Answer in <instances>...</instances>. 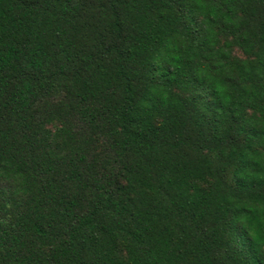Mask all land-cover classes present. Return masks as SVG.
Listing matches in <instances>:
<instances>
[{"label": "trees", "instance_id": "trees-1", "mask_svg": "<svg viewBox=\"0 0 264 264\" xmlns=\"http://www.w3.org/2000/svg\"><path fill=\"white\" fill-rule=\"evenodd\" d=\"M0 264H264V0H0Z\"/></svg>", "mask_w": 264, "mask_h": 264}]
</instances>
